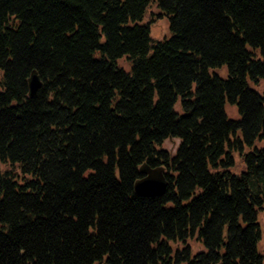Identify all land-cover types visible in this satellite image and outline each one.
Instances as JSON below:
<instances>
[{
    "label": "trees",
    "instance_id": "trees-1",
    "mask_svg": "<svg viewBox=\"0 0 264 264\" xmlns=\"http://www.w3.org/2000/svg\"><path fill=\"white\" fill-rule=\"evenodd\" d=\"M0 71V264L263 263L264 0H0Z\"/></svg>",
    "mask_w": 264,
    "mask_h": 264
},
{
    "label": "rangeland",
    "instance_id": "rangeland-1",
    "mask_svg": "<svg viewBox=\"0 0 264 264\" xmlns=\"http://www.w3.org/2000/svg\"><path fill=\"white\" fill-rule=\"evenodd\" d=\"M158 10L159 9L156 6V3H152L147 9V12L144 17V21H148V19H150L151 17L150 14H152L151 12H156ZM150 29H151V36L153 39H162L163 37L168 36L170 34L168 18L166 16H160V17L156 16V18L150 24ZM120 63L125 65L127 68H129V63L125 58L121 59ZM224 72L225 71L222 70V73ZM0 75H1V71H0ZM226 110L229 116L231 117L239 116L236 105L227 103ZM179 141L180 139L178 137L167 138L163 142L162 147L170 150L171 152H174L178 146ZM234 155H235V166L232 167V170L239 173L241 169L244 168L245 165H244V162L242 161L241 156L238 154V152H235ZM258 221L261 227V236L258 241V249L263 254L262 264H264V208H261L258 211ZM200 247H201L200 245H195V248H200Z\"/></svg>",
    "mask_w": 264,
    "mask_h": 264
},
{
    "label": "water",
    "instance_id": "water-1",
    "mask_svg": "<svg viewBox=\"0 0 264 264\" xmlns=\"http://www.w3.org/2000/svg\"><path fill=\"white\" fill-rule=\"evenodd\" d=\"M42 85V80L36 71H33L29 77V93L35 95ZM141 171L144 173L137 178L134 183L135 191L140 195H161L165 193L168 186V180L164 173V166L157 168L150 167L146 162L141 165Z\"/></svg>",
    "mask_w": 264,
    "mask_h": 264
}]
</instances>
